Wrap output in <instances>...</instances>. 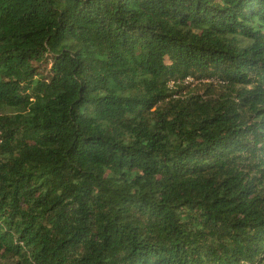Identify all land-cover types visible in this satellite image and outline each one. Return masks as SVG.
Segmentation results:
<instances>
[{
	"label": "trees",
	"instance_id": "16d2710c",
	"mask_svg": "<svg viewBox=\"0 0 264 264\" xmlns=\"http://www.w3.org/2000/svg\"><path fill=\"white\" fill-rule=\"evenodd\" d=\"M0 264H264V0H0Z\"/></svg>",
	"mask_w": 264,
	"mask_h": 264
},
{
	"label": "built area",
	"instance_id": "2783aa9c",
	"mask_svg": "<svg viewBox=\"0 0 264 264\" xmlns=\"http://www.w3.org/2000/svg\"><path fill=\"white\" fill-rule=\"evenodd\" d=\"M184 84L186 85H190V86H193L195 84V82L193 81V79L191 78H187L183 81Z\"/></svg>",
	"mask_w": 264,
	"mask_h": 264
},
{
	"label": "rangeland",
	"instance_id": "374dc122",
	"mask_svg": "<svg viewBox=\"0 0 264 264\" xmlns=\"http://www.w3.org/2000/svg\"><path fill=\"white\" fill-rule=\"evenodd\" d=\"M195 88H196V86H194V87H193V86H191V87H190V89H191V90H194Z\"/></svg>",
	"mask_w": 264,
	"mask_h": 264
}]
</instances>
